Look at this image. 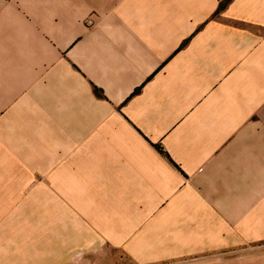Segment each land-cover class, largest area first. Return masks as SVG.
<instances>
[{
	"label": "crops",
	"instance_id": "obj_1",
	"mask_svg": "<svg viewBox=\"0 0 264 264\" xmlns=\"http://www.w3.org/2000/svg\"><path fill=\"white\" fill-rule=\"evenodd\" d=\"M0 167L88 245L264 238V0H0Z\"/></svg>",
	"mask_w": 264,
	"mask_h": 264
},
{
	"label": "rangeland",
	"instance_id": "obj_2",
	"mask_svg": "<svg viewBox=\"0 0 264 264\" xmlns=\"http://www.w3.org/2000/svg\"><path fill=\"white\" fill-rule=\"evenodd\" d=\"M27 177L0 171V264H264L263 237H245L242 247L232 251L236 247L223 245L224 238L205 237H131L128 252L88 245L86 238L81 242L74 233L52 227L43 201L45 184H28ZM180 239L184 245L175 243ZM164 240L171 245H163ZM168 247L172 251H141Z\"/></svg>",
	"mask_w": 264,
	"mask_h": 264
}]
</instances>
